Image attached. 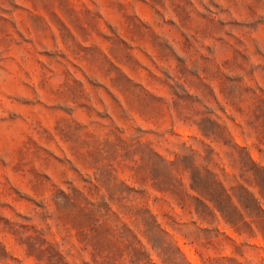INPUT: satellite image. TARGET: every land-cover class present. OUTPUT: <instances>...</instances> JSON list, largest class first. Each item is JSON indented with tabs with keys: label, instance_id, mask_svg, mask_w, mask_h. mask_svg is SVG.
I'll list each match as a JSON object with an SVG mask.
<instances>
[{
	"label": "rangeland",
	"instance_id": "obj_1",
	"mask_svg": "<svg viewBox=\"0 0 264 264\" xmlns=\"http://www.w3.org/2000/svg\"><path fill=\"white\" fill-rule=\"evenodd\" d=\"M260 210L264 0H0V264H264Z\"/></svg>",
	"mask_w": 264,
	"mask_h": 264
},
{
	"label": "trees",
	"instance_id": "obj_2",
	"mask_svg": "<svg viewBox=\"0 0 264 264\" xmlns=\"http://www.w3.org/2000/svg\"><path fill=\"white\" fill-rule=\"evenodd\" d=\"M229 198V197H228ZM213 202L215 201L216 202V204L218 205V208L220 207V206H222L223 205V203H224V199L221 197V195L218 197V196H216L213 200H212ZM220 210V212H223V210L221 209V208H219ZM260 212L264 215V211H262V210H260ZM229 221V220H228Z\"/></svg>",
	"mask_w": 264,
	"mask_h": 264
},
{
	"label": "bare ground",
	"instance_id": "obj_3",
	"mask_svg": "<svg viewBox=\"0 0 264 264\" xmlns=\"http://www.w3.org/2000/svg\"><path fill=\"white\" fill-rule=\"evenodd\" d=\"M193 260V259H192Z\"/></svg>",
	"mask_w": 264,
	"mask_h": 264
}]
</instances>
